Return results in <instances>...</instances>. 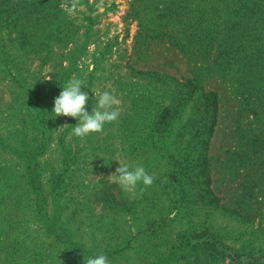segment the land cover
Listing matches in <instances>:
<instances>
[{
  "label": "rangeland",
  "instance_id": "obj_1",
  "mask_svg": "<svg viewBox=\"0 0 264 264\" xmlns=\"http://www.w3.org/2000/svg\"><path fill=\"white\" fill-rule=\"evenodd\" d=\"M62 3L49 27L69 33L50 48L0 26V264H264V0ZM73 77L89 110L100 90L121 101L83 138L50 112ZM114 159L152 184L124 190Z\"/></svg>",
  "mask_w": 264,
  "mask_h": 264
},
{
  "label": "trees",
  "instance_id": "obj_2",
  "mask_svg": "<svg viewBox=\"0 0 264 264\" xmlns=\"http://www.w3.org/2000/svg\"><path fill=\"white\" fill-rule=\"evenodd\" d=\"M62 1L64 0H0V26L11 27L18 40L29 42L31 39L34 41L32 46L36 51L50 48L49 45L53 39H62L69 33V31L53 30V27H49V19L55 18L57 20L63 12ZM70 23L72 24V22ZM219 103V95L216 91H209L206 94L204 109L207 115L197 131L201 148L196 160L198 167H202L206 173L203 183L206 184L208 194H211L209 188L211 178L210 174L207 173L208 149L215 126L218 124ZM209 245L224 247L217 237Z\"/></svg>",
  "mask_w": 264,
  "mask_h": 264
},
{
  "label": "clouds",
  "instance_id": "obj_3",
  "mask_svg": "<svg viewBox=\"0 0 264 264\" xmlns=\"http://www.w3.org/2000/svg\"><path fill=\"white\" fill-rule=\"evenodd\" d=\"M84 85L80 78L73 77L61 87L59 94L54 97L53 106L50 112L55 116L66 115L75 118L72 124V134L78 137H85L90 133L101 131L105 124L118 119L120 115V99L111 91L100 90L96 95L95 104L88 105L89 92L81 86ZM93 95V93H92ZM115 172L109 178L117 182L124 190L131 191L138 182L150 185L153 177L146 171L143 164H130L119 159ZM84 264H110L105 253L83 257Z\"/></svg>",
  "mask_w": 264,
  "mask_h": 264
}]
</instances>
